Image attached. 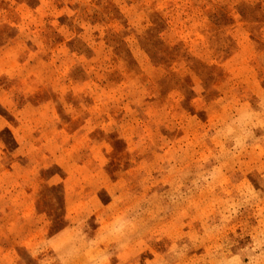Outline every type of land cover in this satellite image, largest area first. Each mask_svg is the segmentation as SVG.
<instances>
[{
    "label": "rangeland",
    "instance_id": "374dc122",
    "mask_svg": "<svg viewBox=\"0 0 264 264\" xmlns=\"http://www.w3.org/2000/svg\"><path fill=\"white\" fill-rule=\"evenodd\" d=\"M0 264H264V0H0Z\"/></svg>",
    "mask_w": 264,
    "mask_h": 264
}]
</instances>
